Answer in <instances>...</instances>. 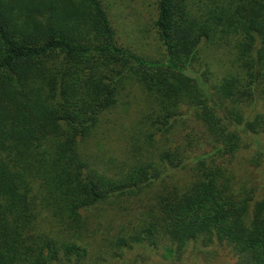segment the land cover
Masks as SVG:
<instances>
[{"label":"trees","instance_id":"trees-1","mask_svg":"<svg viewBox=\"0 0 264 264\" xmlns=\"http://www.w3.org/2000/svg\"><path fill=\"white\" fill-rule=\"evenodd\" d=\"M155 4L164 62L119 44L103 0H0V264H86L94 209L154 185L101 238L103 258L129 264L141 249L135 264L148 251L191 264L206 249L223 264H264L252 172L264 164V0ZM132 88L145 103L133 162H92L85 145ZM249 140L243 181L234 161Z\"/></svg>","mask_w":264,"mask_h":264},{"label":"rangeland","instance_id":"rangeland-1","mask_svg":"<svg viewBox=\"0 0 264 264\" xmlns=\"http://www.w3.org/2000/svg\"><path fill=\"white\" fill-rule=\"evenodd\" d=\"M103 2L106 5L109 20L116 31L119 44L129 48L134 54L147 61L156 59L163 60L162 62L165 61L163 58L165 51L160 47L159 39L153 27L157 14L155 0H103ZM213 54L215 59L224 58L219 50L214 51L212 56ZM215 68L217 67L215 66ZM126 92L130 94H122L117 105L111 111L104 113L105 116L101 128L92 134L93 137L85 145L87 151L93 156L91 158L92 162L101 159L112 160L113 164L120 166H123L122 162L127 163V166L130 164L129 162H133V154H131L130 149L131 147L133 148V139L138 138L141 134L139 133V124L145 114V103L140 89L134 88ZM259 109L261 111L264 110L261 107ZM263 143L264 139L262 140ZM256 149L255 143L249 140L248 147H244L234 161V164L238 167L240 179L243 181L248 177L249 173L247 170H252L255 165V163L250 162V156L255 153ZM101 166L105 170L110 168V166L106 167L103 164ZM252 172L259 186L258 195H262L264 194V164L263 166H256ZM108 173L114 174L113 169L109 170ZM187 174V169L180 170L174 172L172 178L178 179ZM167 181L169 179H166ZM158 186L154 185L149 189L146 194L141 196V200L139 198H120L115 199L116 202L104 203L94 209L93 213L96 218H93L90 229L96 231V239H86L90 244L87 247L86 264L98 262V264H120L112 259L103 258V255L105 257L108 256L104 252L105 248L101 246L100 240L106 235L114 234L120 225L127 224L129 220H132L142 210V206L144 207L148 202L152 201L153 195L159 192L161 187ZM204 250L199 259L193 258L190 263L223 264L222 262L224 261L220 258L214 256L213 253L208 252L206 249ZM128 253L130 258H126V261L129 264L141 263L142 258L139 254H144L143 250L134 249ZM194 253L197 257L196 251ZM146 255V264H164V261H167L161 253L156 255L152 251H148ZM168 260L171 261L172 259ZM226 262L227 264H234L233 261ZM166 264L169 263L166 262Z\"/></svg>","mask_w":264,"mask_h":264}]
</instances>
